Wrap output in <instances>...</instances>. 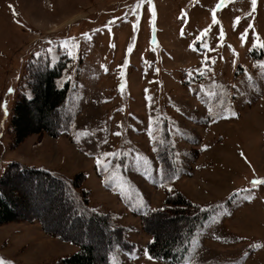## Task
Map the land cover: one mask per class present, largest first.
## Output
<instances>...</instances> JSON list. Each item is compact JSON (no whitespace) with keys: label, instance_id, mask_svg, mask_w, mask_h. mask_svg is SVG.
<instances>
[{"label":"rangeland","instance_id":"obj_1","mask_svg":"<svg viewBox=\"0 0 264 264\" xmlns=\"http://www.w3.org/2000/svg\"><path fill=\"white\" fill-rule=\"evenodd\" d=\"M138 3L0 0V182L11 163L67 180L83 174L88 206L125 227L136 247L117 249L108 264H168L150 259L145 243L148 231L169 235L177 215L146 229L132 212L160 208L175 191L214 211L185 264H264V184H252L264 180V0ZM57 63L69 130L18 142L13 111L32 97L39 67ZM28 109L30 124L52 119ZM160 154L175 161L171 178ZM6 184L16 219L0 224L3 264H61L78 250L29 220L36 216L101 255L103 225L70 226L53 185L15 174Z\"/></svg>","mask_w":264,"mask_h":264},{"label":"trees","instance_id":"obj_2","mask_svg":"<svg viewBox=\"0 0 264 264\" xmlns=\"http://www.w3.org/2000/svg\"><path fill=\"white\" fill-rule=\"evenodd\" d=\"M30 65V68H33ZM64 64L57 63L49 67L43 64L31 79L32 97L27 99L21 98V102L14 109L13 127L16 134V140L19 142L29 134H38L42 131L48 133L53 138L59 137L62 133H67L68 125L73 121L70 119V111H66L65 101L67 99L68 85L59 89L56 85ZM30 106L37 107L39 115L45 119H52L49 122L33 124L28 123L27 114ZM161 155V162L164 166V177H172L175 174L174 161L169 159L165 154ZM167 172V173H166ZM10 174L17 176H30L39 178L41 182L51 184L62 196L63 202L69 210L71 216L70 226L74 223L93 224L100 223L105 229L106 240L104 242L101 255L93 256V250L79 241L77 238L63 236L60 233L46 229L41 216L33 217L29 220L39 221L43 231L52 237L63 242L71 243L78 247V250L63 259L61 264H108L117 249L130 251L133 246L127 242L126 230L124 227L116 226L112 223L109 215L97 212L88 206V194L82 183L85 180L83 174L76 175L72 180H67L62 176L50 174L43 169H34L17 163L8 166L0 182V224L9 223L16 219L13 214V195H6L2 192L1 187L7 186V177ZM175 176V175H173ZM43 180V181H42ZM211 214V210L199 208L189 202L182 194L176 192L169 195L164 200L163 207L150 211L141 217L142 225L146 228L147 221H153V218L166 216H175L177 221L175 228L169 230V235L164 239L158 240L153 232L148 231L151 241L147 244V254L157 260L168 264H181L188 253L190 242L195 231L203 225L204 221ZM73 223V224H72ZM150 223V222H149ZM147 229V228H146Z\"/></svg>","mask_w":264,"mask_h":264},{"label":"snow or ice","instance_id":"obj_3","mask_svg":"<svg viewBox=\"0 0 264 264\" xmlns=\"http://www.w3.org/2000/svg\"><path fill=\"white\" fill-rule=\"evenodd\" d=\"M148 2L151 3V0H148ZM142 3H143V0H140V3H138L136 5V8L138 9L141 6ZM255 3H256V0H252L253 7L255 6ZM153 14H155L154 13V9H153ZM213 22H215V15L214 14H213ZM262 47H264V45H262ZM129 50L131 51V49H129ZM54 59H55V57H53V60ZM121 87L123 88V85H121ZM98 163H99V161H98ZM252 184H253V186H255V185H262V184H264V180H253L252 181ZM0 264H3V262L0 261Z\"/></svg>","mask_w":264,"mask_h":264}]
</instances>
